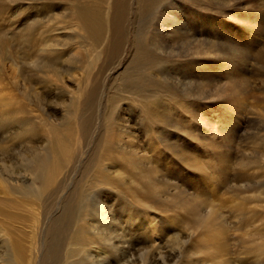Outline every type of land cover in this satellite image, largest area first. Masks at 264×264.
<instances>
[{
	"label": "rangeland",
	"instance_id": "1",
	"mask_svg": "<svg viewBox=\"0 0 264 264\" xmlns=\"http://www.w3.org/2000/svg\"><path fill=\"white\" fill-rule=\"evenodd\" d=\"M78 8L109 0H0V264H27L35 232L34 264H264V0H129L114 61ZM72 124L39 206L33 164Z\"/></svg>",
	"mask_w": 264,
	"mask_h": 264
},
{
	"label": "bare ground",
	"instance_id": "2",
	"mask_svg": "<svg viewBox=\"0 0 264 264\" xmlns=\"http://www.w3.org/2000/svg\"><path fill=\"white\" fill-rule=\"evenodd\" d=\"M128 3H129V0H109V8H108L109 11L106 14V17H101V15L95 14L90 9H84V8H81V9L78 8V10L74 11L73 14H72L73 20H75L80 25V27L78 26L79 28H81L82 30L85 31V33L88 35L86 37H89V41L90 42L92 41L93 45H94V43L98 44V42H100L101 40H102L101 43H104L105 42L104 40L107 39V41H106L107 43L104 44L105 45L104 47L102 46L103 47L102 50L105 53H107L108 56L110 57V59H113V61H114L115 58H117L120 55V52L123 49V47H122L123 46V40H124L125 34H126V23H125V20L127 19V15H128ZM87 78H89V77H87ZM94 81H96V80H94ZM96 94H97V86L96 85H92L88 89L87 88L81 89V96H80L79 103L80 104H84L86 106L85 107V114L82 116V119L80 118V121H79V127L82 125L84 127L83 129H86L87 125L90 122L91 109H92V100H93V97L96 96ZM75 130H77V129H76V126L74 124L68 126L67 128H64V129L56 126L52 130V135H53V145H52V149L53 150H52V152L50 154H48V155H42L40 158L38 157V159L36 158L37 156L35 157L36 160H35V163L33 164V165H35V168H34V171L31 172V175L33 174V175L37 176V179H38V182H39V186H40L39 193L40 192L41 193L38 194V195H26V196L28 198H30V196L34 197V201L37 204H39V206L42 205V200L40 198V195L42 193H44V192L54 191L57 188L58 179H59V175H60L61 171L64 169L66 164L74 156V154L72 153V149L70 147V143L69 142L71 140L70 139L71 135L74 133ZM132 131L129 132V134H128L129 142L132 140ZM134 138L135 139L133 140L132 145L129 146L130 147L129 149H130L131 153H136L138 151V148H137L138 147V135L136 134ZM79 139H81V138H79ZM120 139H122L121 140V142H122L123 138L120 137ZM125 141H123V142H125ZM121 147H122V145H121ZM36 149H40V148L36 147ZM35 155H36V153H35ZM37 155H38V153H37ZM132 156H134V155H132ZM107 160H109V159H107ZM118 168H119V166H118ZM106 175H107V173H106ZM96 176H97V179H98V177H101L99 172H98V175H96ZM107 177H109V176L107 175L106 178ZM27 178H29V177H27ZM97 179H95V180H97ZM39 210H38L37 219H36L37 224L40 222V211ZM88 212H86V213H88ZM85 218H87V214H86ZM88 218H90V217H88ZM83 219H80V220H83ZM86 223H87V221H86ZM86 231H88V229ZM104 231L106 233V236L103 238V241L106 242V244H109V246L112 245L113 243H115L116 239L121 238V236H119V232L117 230H115L112 226H110L108 228H104ZM94 232H95V230H94ZM94 235H91V236H94ZM96 236H98V235H96ZM3 237H5V235ZM39 238H40L39 234H37V232H35L33 240L31 239V242H30L31 244H30V248H29L30 253L33 252V256L29 257L27 264H34L35 263L34 254L37 252L36 250H39V245H41V243L43 245V241L41 242V239H39ZM41 238H42V236H41ZM126 242H128V241H126ZM72 243H75V245H77L74 250L82 251L81 249H82V246H83V244L85 242L83 243V237H82V235H80V236H74L72 238ZM23 245L24 244H22L21 241H15V242L12 243V249H13V246H14L15 253H16V256L18 257V259L22 258L24 256V254H26V249H25V251H23L24 250V246ZM100 245H101V243H100ZM102 248H101V250H102L101 252H99V251H96V252H99V254H101V255L105 254L106 251H103ZM110 248H112V247H110ZM95 256H96V259H94V260H97L98 257L100 258L99 255L95 254ZM88 257H90V256H88ZM98 260L96 261L97 263H98ZM7 264H23V263L22 262L13 263V261H11V262H9Z\"/></svg>",
	"mask_w": 264,
	"mask_h": 264
}]
</instances>
